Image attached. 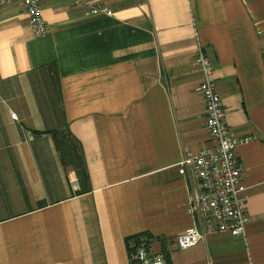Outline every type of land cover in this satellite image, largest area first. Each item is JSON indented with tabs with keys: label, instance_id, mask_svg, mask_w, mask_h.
Instances as JSON below:
<instances>
[{
	"label": "crops",
	"instance_id": "obj_1",
	"mask_svg": "<svg viewBox=\"0 0 264 264\" xmlns=\"http://www.w3.org/2000/svg\"><path fill=\"white\" fill-rule=\"evenodd\" d=\"M88 1L110 14L41 0L42 35L21 2L0 5V264H131L143 233L166 264H264V0ZM199 45L233 136L250 137L248 222L180 249L194 220L178 163L215 145Z\"/></svg>",
	"mask_w": 264,
	"mask_h": 264
},
{
	"label": "built area",
	"instance_id": "obj_2",
	"mask_svg": "<svg viewBox=\"0 0 264 264\" xmlns=\"http://www.w3.org/2000/svg\"><path fill=\"white\" fill-rule=\"evenodd\" d=\"M21 2L29 23L37 35L47 31L42 17L41 0H0V5ZM90 13L110 14L106 7L88 0H70ZM202 74L198 87L204 99L205 123L214 146L198 152H188L178 163V174L189 182L185 203L187 213L194 222L175 238L180 249L197 244L206 233L227 232L234 236L245 234L248 222L245 187L242 185L237 147L250 141V137L236 138L225 121V109L213 79L214 67L199 45L192 61ZM16 119V114L11 113ZM130 257L136 264H166L161 253L153 252L144 242L131 243Z\"/></svg>",
	"mask_w": 264,
	"mask_h": 264
},
{
	"label": "trees",
	"instance_id": "obj_3",
	"mask_svg": "<svg viewBox=\"0 0 264 264\" xmlns=\"http://www.w3.org/2000/svg\"><path fill=\"white\" fill-rule=\"evenodd\" d=\"M49 74L51 75V77L56 80V70L52 68V70L49 72ZM145 236H149L145 233L143 234H138V235H134V236H131V237H128L126 239V244L128 246V252L129 254L131 255V253L134 251V248L130 247L131 243H135V244H140L141 242H144L146 245H148L146 242H145ZM131 261L132 263L131 264H136L135 261L132 260L131 258ZM167 264H170L169 262Z\"/></svg>",
	"mask_w": 264,
	"mask_h": 264
},
{
	"label": "rangeland",
	"instance_id": "obj_4",
	"mask_svg": "<svg viewBox=\"0 0 264 264\" xmlns=\"http://www.w3.org/2000/svg\"><path fill=\"white\" fill-rule=\"evenodd\" d=\"M50 80L51 81H54V79L52 77H51ZM54 83H55V81L53 82V84L52 83L51 84L54 86ZM38 84H39L38 85L39 88H41V89L44 88V85L43 84H41L40 82H38ZM47 90H48V96L42 97V99L43 100H46L47 103H52L53 104L54 102H57V97H55L56 94H57L55 88H53V91L55 90V93H56V94L54 93V95H52V94L50 95L49 94L50 93V89H47ZM50 98H52L53 101L49 100Z\"/></svg>",
	"mask_w": 264,
	"mask_h": 264
}]
</instances>
